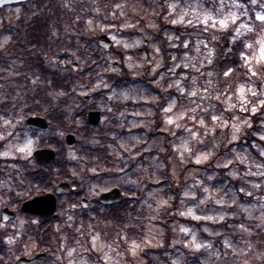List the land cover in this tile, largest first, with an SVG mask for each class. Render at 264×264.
Listing matches in <instances>:
<instances>
[{
  "label": "clouds",
  "instance_id": "clouds-1",
  "mask_svg": "<svg viewBox=\"0 0 264 264\" xmlns=\"http://www.w3.org/2000/svg\"><path fill=\"white\" fill-rule=\"evenodd\" d=\"M0 9V264H264V0Z\"/></svg>",
  "mask_w": 264,
  "mask_h": 264
},
{
  "label": "flooded vegetation",
  "instance_id": "flooded-vegetation-1",
  "mask_svg": "<svg viewBox=\"0 0 264 264\" xmlns=\"http://www.w3.org/2000/svg\"><path fill=\"white\" fill-rule=\"evenodd\" d=\"M13 6H15V4H13ZM2 13H3V9H0V15L2 16ZM4 23H7L6 20H3ZM34 36H35V39H34V43H36L38 46H43L44 45V38H43V30L41 31H38L37 33H33ZM70 135H73V140H77L79 139L78 135H75V134H70ZM45 150H48V151H54V149L52 148H46ZM40 179H43V178H37V183L40 181ZM63 182H66V181H62L61 183ZM51 183L52 184H57V180L53 177L52 180H51ZM48 194H52V191L51 189H46L45 191H42L41 193H38V194H34L33 197H32V200L36 197H40V196H45V195H48ZM59 212V208L57 207L55 210H54V213L55 214H58ZM38 215H37V219L39 220L40 219V214L42 213H38L36 212ZM41 229L42 230H46L47 229V223L46 222H42L41 223ZM37 243H39V241H37ZM41 247H46L47 245L44 244V245H40Z\"/></svg>",
  "mask_w": 264,
  "mask_h": 264
},
{
  "label": "water",
  "instance_id": "water-1",
  "mask_svg": "<svg viewBox=\"0 0 264 264\" xmlns=\"http://www.w3.org/2000/svg\"><path fill=\"white\" fill-rule=\"evenodd\" d=\"M45 151L46 152H52V151H48V150H45ZM51 196H52V194H48L45 196H40V197L34 198L33 201H35V203H36L35 212L47 214V205H48L47 198L51 197Z\"/></svg>",
  "mask_w": 264,
  "mask_h": 264
},
{
  "label": "trees",
  "instance_id": "trees-1",
  "mask_svg": "<svg viewBox=\"0 0 264 264\" xmlns=\"http://www.w3.org/2000/svg\"><path fill=\"white\" fill-rule=\"evenodd\" d=\"M43 28H44V25L39 20H36L35 21V32L34 33H37L38 31L43 30Z\"/></svg>",
  "mask_w": 264,
  "mask_h": 264
},
{
  "label": "rangeland",
  "instance_id": "rangeland-1",
  "mask_svg": "<svg viewBox=\"0 0 264 264\" xmlns=\"http://www.w3.org/2000/svg\"><path fill=\"white\" fill-rule=\"evenodd\" d=\"M1 16V15H0ZM0 22H3V20H0ZM59 213V212H58Z\"/></svg>",
  "mask_w": 264,
  "mask_h": 264
}]
</instances>
